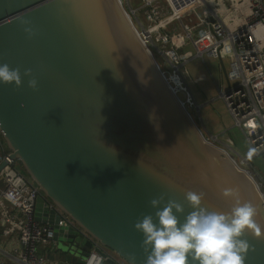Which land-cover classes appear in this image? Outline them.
<instances>
[{
	"label": "water",
	"instance_id": "1",
	"mask_svg": "<svg viewBox=\"0 0 264 264\" xmlns=\"http://www.w3.org/2000/svg\"><path fill=\"white\" fill-rule=\"evenodd\" d=\"M2 64L20 69L22 85L0 83V129L42 192L36 215L54 223L58 264H85L94 240L104 256L145 264L134 225L147 214L158 223L150 200L161 195L183 205L180 223L193 210L187 191L202 193L209 211L229 212L239 198L264 228L254 178L204 138L119 0H0ZM226 188L236 196L225 197ZM47 200L92 239L59 226ZM244 238L254 249L245 264H264V238Z\"/></svg>",
	"mask_w": 264,
	"mask_h": 264
},
{
	"label": "built area",
	"instance_id": "2",
	"mask_svg": "<svg viewBox=\"0 0 264 264\" xmlns=\"http://www.w3.org/2000/svg\"><path fill=\"white\" fill-rule=\"evenodd\" d=\"M119 3L204 138L231 155L254 178L264 201V178L256 176L249 158L233 149L231 138L223 145L218 136L207 134L196 123L200 106L187 85L189 72L185 67L198 56L228 58L227 85L219 88V95L255 153L263 152L264 0H141L138 6H133L132 0H119ZM188 44L194 46L195 53L189 49L180 52ZM3 162L5 165L0 171L2 234L16 233L18 248L14 261L0 260V264H52L47 254L56 252L54 223L37 219V198L42 192L11 157L0 129V164ZM46 206L60 214L59 226H73L91 238L54 202L47 200ZM94 242L85 264H106L108 258L115 260L114 264H129L114 253L104 256L96 249L99 244Z\"/></svg>",
	"mask_w": 264,
	"mask_h": 264
},
{
	"label": "clouds",
	"instance_id": "3",
	"mask_svg": "<svg viewBox=\"0 0 264 264\" xmlns=\"http://www.w3.org/2000/svg\"><path fill=\"white\" fill-rule=\"evenodd\" d=\"M25 32L30 37L35 34L30 27ZM24 75L31 77L32 70L26 69ZM0 83H14L19 88L22 85L20 69L0 65ZM28 86L36 90L37 80L29 79ZM223 195L232 197L236 192L226 188ZM185 199L193 210L183 223L176 215L184 213L183 205L172 199L165 203L163 195L150 200L158 223L151 214L135 223V229L144 236L145 264H190V261L191 264H245L249 251L254 250L245 234L264 238V228L255 219L257 208L237 198L229 212L209 211L201 206L203 194L194 191H187ZM129 264H135L134 256Z\"/></svg>",
	"mask_w": 264,
	"mask_h": 264
},
{
	"label": "rangeland",
	"instance_id": "4",
	"mask_svg": "<svg viewBox=\"0 0 264 264\" xmlns=\"http://www.w3.org/2000/svg\"><path fill=\"white\" fill-rule=\"evenodd\" d=\"M140 2L141 0H132L133 6H138ZM188 49L192 50L194 53L196 52L192 44L186 45L180 52ZM229 66L228 58H223L221 60L208 57L207 55L204 57H195L185 64L189 72L186 75L187 85L200 106V114H198L197 117L195 116V120L201 128L210 126L211 129L214 130H217V122L224 123L221 127L228 128L227 131L229 134L224 133L223 137L227 139L230 135L233 141V149L240 155L249 158L250 168L255 171L258 178H263L264 151L259 154L255 153L254 148L248 142L242 130L234 124L223 98L219 95V88L226 87L227 85L225 71ZM197 75L203 76L200 80L195 81L194 79ZM23 172L26 177L30 179L24 170Z\"/></svg>",
	"mask_w": 264,
	"mask_h": 264
},
{
	"label": "crops",
	"instance_id": "5",
	"mask_svg": "<svg viewBox=\"0 0 264 264\" xmlns=\"http://www.w3.org/2000/svg\"><path fill=\"white\" fill-rule=\"evenodd\" d=\"M202 76L197 75V77L194 80L198 81L202 78ZM205 104H208V103H205ZM222 125H224V123H218L217 122V124H216L217 130L211 129L210 126H205L204 131L207 134L218 136L219 142L224 145V142H226L227 139H225V137H223V134L224 133L229 134V133L227 131L228 128L221 127ZM229 138H230V135H229ZM3 224L4 223L0 218V260L14 261L16 249L18 248L17 234L14 233V234H10L8 236H4L2 234V229L4 226ZM47 255L50 258L52 264H58L57 263L58 262L57 252L52 251L51 253L49 252ZM106 264H109V263H106Z\"/></svg>",
	"mask_w": 264,
	"mask_h": 264
},
{
	"label": "bare ground",
	"instance_id": "6",
	"mask_svg": "<svg viewBox=\"0 0 264 264\" xmlns=\"http://www.w3.org/2000/svg\"><path fill=\"white\" fill-rule=\"evenodd\" d=\"M223 142V141H222ZM225 143V142H224Z\"/></svg>",
	"mask_w": 264,
	"mask_h": 264
}]
</instances>
